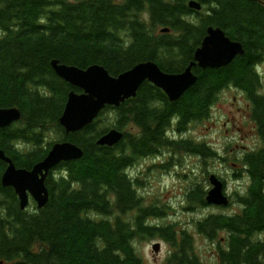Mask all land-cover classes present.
<instances>
[{
    "label": "trees",
    "instance_id": "1",
    "mask_svg": "<svg viewBox=\"0 0 264 264\" xmlns=\"http://www.w3.org/2000/svg\"><path fill=\"white\" fill-rule=\"evenodd\" d=\"M198 1L201 10L190 0H0V107L22 112L19 121L0 127V147L25 168L42 160L55 141L84 151L49 173L50 197L42 208L33 200L21 208L13 187L2 184L7 163L0 159V264H144L134 242L149 236L170 244L165 264H208L188 231L146 220L164 211L144 204L140 180L129 169L166 148L218 156L185 133L211 115L228 88L245 94L263 145L238 159L243 168L235 176L248 179L233 197L240 210L211 213L196 227L217 243L215 264H264V0ZM210 25L241 42L245 53L220 68L196 66L197 82L177 101L145 81L135 97L108 105L84 129L67 133L60 124L69 92L80 89L59 77L53 59L80 68L100 64L112 75L153 60L176 73L193 60ZM165 27L170 30L162 32ZM112 127L124 131L123 139L97 144ZM206 194L205 185L194 183L186 199L204 207L210 205Z\"/></svg>",
    "mask_w": 264,
    "mask_h": 264
},
{
    "label": "water",
    "instance_id": "2",
    "mask_svg": "<svg viewBox=\"0 0 264 264\" xmlns=\"http://www.w3.org/2000/svg\"><path fill=\"white\" fill-rule=\"evenodd\" d=\"M189 6L201 10L202 4L198 0H190ZM169 27L162 28L168 32ZM243 44L231 39L221 27L208 26L207 34L197 47L193 60L180 72L170 73L163 70L153 60L141 61L133 67L112 75L106 67L92 64L86 68L61 63L53 59L51 64L56 73L79 88L71 90L67 97L64 111L59 119L67 133L77 132L90 125L101 111L108 105L120 106L125 100L135 97L145 81H150L161 88L170 101H177L198 80L194 72L196 66L200 68H220L229 65L238 55L244 54ZM22 112L16 106L0 107V127L6 128L21 119ZM124 137V131L112 127L103 133L97 144L114 146ZM84 154L83 149L68 140L55 141L46 156L31 168L18 167L13 159L0 147V159L7 163L2 174V184L13 187L19 197L20 206L26 209L31 199L39 208L44 207L50 197L46 179L49 173L59 164L77 160ZM210 189L206 194V201L210 205L227 207L231 199L227 194L225 182L217 174H210ZM160 242L153 244L155 252H159Z\"/></svg>",
    "mask_w": 264,
    "mask_h": 264
},
{
    "label": "rangeland",
    "instance_id": "3",
    "mask_svg": "<svg viewBox=\"0 0 264 264\" xmlns=\"http://www.w3.org/2000/svg\"><path fill=\"white\" fill-rule=\"evenodd\" d=\"M254 126L251 106L245 94L240 89L228 88L219 95L211 115L203 121L192 123L185 133V137L207 142L218 152V156L204 158L166 148L157 156L140 159L129 169L134 178L140 180L136 187L144 204H157L164 211V216L147 217L146 220L158 226L172 225L179 232L188 231L193 236L196 252L208 264L217 262V243L201 234L196 222L211 213H234L240 210L233 197L245 190L248 179L236 178L237 169L243 168L238 159L243 152L263 145ZM177 135L180 136L178 132ZM47 140H52L51 136ZM212 173L225 182L230 205L194 207L186 199L187 190L194 183L201 182L208 191L212 186L209 181ZM128 217L133 220L134 216L129 214ZM226 235L222 231L219 239L223 241ZM155 242L161 243L158 253L153 249ZM134 244L144 264H165L172 250L161 236L137 238Z\"/></svg>",
    "mask_w": 264,
    "mask_h": 264
}]
</instances>
